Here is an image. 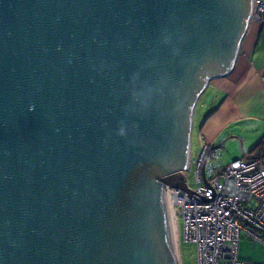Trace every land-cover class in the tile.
<instances>
[{"label": "water", "instance_id": "95a60500", "mask_svg": "<svg viewBox=\"0 0 264 264\" xmlns=\"http://www.w3.org/2000/svg\"><path fill=\"white\" fill-rule=\"evenodd\" d=\"M253 2L0 0V264H180L167 186L216 196L193 112Z\"/></svg>", "mask_w": 264, "mask_h": 264}, {"label": "built area", "instance_id": "2783aa9c", "mask_svg": "<svg viewBox=\"0 0 264 264\" xmlns=\"http://www.w3.org/2000/svg\"><path fill=\"white\" fill-rule=\"evenodd\" d=\"M254 1L260 7L257 16L263 20L264 1ZM211 150V147L204 148L196 162L197 187L185 183L204 199H212L213 190L207 187L202 172L206 160L205 178L216 193L212 201H196L187 198V192L181 189L168 188L169 199L171 194L179 197L178 202H173L176 212L172 208L175 241L180 242L174 217L178 214L183 221L185 241L196 244L198 264H264L242 260L239 256L243 236L264 245V157L236 160L230 163L231 168H224L220 163L221 149L215 153Z\"/></svg>", "mask_w": 264, "mask_h": 264}, {"label": "crops", "instance_id": "0c3cea01", "mask_svg": "<svg viewBox=\"0 0 264 264\" xmlns=\"http://www.w3.org/2000/svg\"><path fill=\"white\" fill-rule=\"evenodd\" d=\"M263 76L264 19L250 24L233 71L212 82L224 100L202 127L204 141L218 147L217 144L237 140L242 142L246 157L259 153L264 145Z\"/></svg>", "mask_w": 264, "mask_h": 264}, {"label": "rangeland", "instance_id": "374dc122", "mask_svg": "<svg viewBox=\"0 0 264 264\" xmlns=\"http://www.w3.org/2000/svg\"><path fill=\"white\" fill-rule=\"evenodd\" d=\"M262 18L264 19V15ZM223 100V95L214 89L213 83H210L206 90L199 96L195 106L190 142V164L188 169L183 171L185 181H187L188 185L192 188L197 187L195 168L196 162L199 160L202 151L204 148H216L212 147L207 141H204L201 132L202 127ZM219 145L220 144H217V146ZM219 149H221L220 163L224 168H231L230 163L236 160H241V158L245 156L241 141L236 140L235 143H233L232 140L226 141ZM262 151L263 150H259L258 154L252 155L249 159L246 156L242 159L246 161L262 159L264 157V153ZM167 187L171 188L169 186ZM171 189L177 190L175 188ZM169 200L171 201V199ZM172 208H174V212H176L177 206L174 207L173 202L171 203V212L173 210ZM174 217L176 218L177 226L180 232V242L178 241L177 243L176 241V251L179 263L198 264L196 244L185 241L183 221L180 219L181 217L178 214H175ZM239 256L242 260L264 262V245L256 241L247 240L243 236L242 241L239 244Z\"/></svg>", "mask_w": 264, "mask_h": 264}, {"label": "bare ground", "instance_id": "6f19581e", "mask_svg": "<svg viewBox=\"0 0 264 264\" xmlns=\"http://www.w3.org/2000/svg\"><path fill=\"white\" fill-rule=\"evenodd\" d=\"M263 7H264V5H263ZM260 10V7H259V3L257 2V4L255 3V1L253 2V13H252V19H251V21H250V24L253 22V23H260V22H262V19H261V17L260 16H257V11H259ZM223 146V145H222ZM222 146H218V147H216V148H214V149H212L211 151L212 152H216L220 147H222ZM252 157V156H251ZM251 157H249V156H247V158H251ZM234 170H231V172H233ZM177 174V173H176ZM170 198H171V201L169 200V205H170V211H171V203L172 202H178L179 201V197H177V194H171L170 195ZM172 212H173V210H172ZM172 212H171V216H172ZM172 221H173V226H174V220H173V217H172ZM174 230H175V227H174Z\"/></svg>", "mask_w": 264, "mask_h": 264}, {"label": "trees", "instance_id": "16d2710c", "mask_svg": "<svg viewBox=\"0 0 264 264\" xmlns=\"http://www.w3.org/2000/svg\"><path fill=\"white\" fill-rule=\"evenodd\" d=\"M261 146V143L259 144V146L257 148H259ZM260 150H264V145L261 147ZM246 154V153H245ZM256 262V261H255Z\"/></svg>", "mask_w": 264, "mask_h": 264}, {"label": "clouds", "instance_id": "9594fccd", "mask_svg": "<svg viewBox=\"0 0 264 264\" xmlns=\"http://www.w3.org/2000/svg\"><path fill=\"white\" fill-rule=\"evenodd\" d=\"M121 134H123V130H121Z\"/></svg>", "mask_w": 264, "mask_h": 264}]
</instances>
